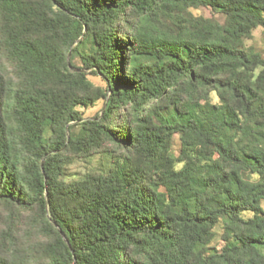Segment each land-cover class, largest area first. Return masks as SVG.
Segmentation results:
<instances>
[{
  "label": "trees",
  "instance_id": "1",
  "mask_svg": "<svg viewBox=\"0 0 264 264\" xmlns=\"http://www.w3.org/2000/svg\"><path fill=\"white\" fill-rule=\"evenodd\" d=\"M259 27L264 0H0V264H264V57L243 45ZM21 211L33 261L5 256Z\"/></svg>",
  "mask_w": 264,
  "mask_h": 264
},
{
  "label": "rangeland",
  "instance_id": "2",
  "mask_svg": "<svg viewBox=\"0 0 264 264\" xmlns=\"http://www.w3.org/2000/svg\"><path fill=\"white\" fill-rule=\"evenodd\" d=\"M189 13H191L193 16H203V17H211V12L209 9L206 8H199V9H189ZM214 18L217 22L220 24L224 22V16L220 13H217L214 15ZM244 48L251 49L252 51H255L259 53L262 57H264V29L263 28H257L252 32V36L250 39L244 40ZM2 49L0 47V68L3 73L6 75V81L8 83L14 84L15 78H14V70L12 66L7 62L5 58V54H3ZM73 63L75 67L81 68V72L86 73V77L88 81L95 87L104 88V82L100 78V76L93 75L90 70H84L82 69V64L79 61L78 58H75L73 60ZM259 73V69H256L254 71V75H257ZM208 98L211 101L212 104H215L218 102V97L215 92L208 93ZM77 110L81 113V117L85 119H92L96 115H99L102 110V101H97L92 106H89L87 108H81L78 107ZM70 134L72 136H81L83 134V131L77 122H72L68 124ZM181 140L179 135H174L172 137V140L169 144L168 148V154L173 156L174 158H178L180 156L181 152ZM102 153L95 155L92 158H81V157H73L70 164L66 166V170H64L65 175L64 179L67 181H73L75 179L80 178L84 174H86L91 169H94L95 167L99 166L101 163V160H99L102 157ZM183 163L181 161H177L175 163V167L179 169ZM74 201H70L69 206H74ZM7 211L0 209V232L3 229V222L4 218L7 217ZM31 217L32 214L30 213H24V211H21L20 214L16 216V222L19 223L20 227L17 231V235L15 237V245L13 248L5 254L8 259L12 260L14 258H21L17 260H23L28 261L34 259L35 256H38V254L41 252L42 247V238L38 237L31 226ZM215 231V240L213 242V245H216L217 247L222 245V242L220 241V234L221 230L219 227H216L214 229ZM45 258L43 256L38 257L37 262H33V264H44Z\"/></svg>",
  "mask_w": 264,
  "mask_h": 264
}]
</instances>
